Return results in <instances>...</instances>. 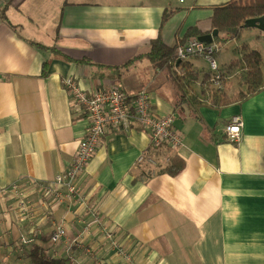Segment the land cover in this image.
Returning a JSON list of instances; mask_svg holds the SVG:
<instances>
[{
  "label": "crops",
  "instance_id": "0c3cea01",
  "mask_svg": "<svg viewBox=\"0 0 264 264\" xmlns=\"http://www.w3.org/2000/svg\"><path fill=\"white\" fill-rule=\"evenodd\" d=\"M230 1L0 0V188L16 184L26 193L24 206L9 194L0 200V264H30L34 246L67 264H124L97 226L84 232L90 206L131 253L130 264H264V88L242 103L219 109L203 104L191 115L185 108L174 112L171 88L161 79L150 93L152 103L160 115L176 114L182 147L153 150L157 165H138L150 137L133 123L128 131L101 137L76 180L79 197L51 185L72 162L87 126L84 109L72 102L62 79L74 77L86 93L104 80L95 85L97 68L52 58L45 48L117 66L159 33L166 46H175L197 28L212 44L213 8ZM165 10L174 14L159 31ZM263 34L249 27L238 40L220 44L216 57L222 50L232 56L218 66L239 59L244 45L261 55ZM202 61L187 59L206 73ZM131 71L146 86L157 73L147 60ZM226 82L229 95L243 90L235 74ZM193 91L200 93L199 83ZM233 116L243 122L238 143L225 136ZM174 156L183 168L158 174ZM58 225L66 236L52 243Z\"/></svg>",
  "mask_w": 264,
  "mask_h": 264
},
{
  "label": "trees",
  "instance_id": "16d2710c",
  "mask_svg": "<svg viewBox=\"0 0 264 264\" xmlns=\"http://www.w3.org/2000/svg\"><path fill=\"white\" fill-rule=\"evenodd\" d=\"M173 14V10L164 11L159 31L162 30V27ZM260 17H264V0H231L226 4L213 8V13L210 18V34L213 31H217L218 35L213 38V41L219 45L238 40L242 35V31L246 28L244 26L245 22ZM207 34L201 32L197 28H191L185 33L182 42L190 37H195L204 43H210V40H206ZM176 47L177 45L166 46L162 42L161 34L159 33L156 39L149 42L144 51L117 66L96 65L88 59L74 60L64 54H60L54 47L42 48L50 50L52 58H61L68 62H74L81 69L94 66L97 68L94 73L95 75H92L95 85L99 82L101 83L103 80L104 82L110 80L117 81L118 84L111 85L125 92L128 97L146 86L145 83L137 79V76L132 73L131 70L141 61L147 60L152 68L157 71L154 76V82L149 86L152 87L154 91L155 87L161 86V79L167 81L168 86L171 88L172 94L170 96V101L174 107L175 113L185 108L190 110L189 114L197 115L199 106L203 104L211 108L219 109L232 104L242 103L264 88L262 57L259 52L250 50L246 45L239 49L241 57L223 66L218 73L210 71L201 73L193 69L189 62L178 59ZM104 72L107 76H105ZM234 74L241 83L243 90L229 95L226 79ZM217 76L220 80H225L224 90L212 89V82H214ZM130 81L135 83L136 86H131L132 83L129 85ZM198 83L200 84V93L195 94L193 86H196ZM96 87L107 88L110 86L99 84ZM175 113L174 115L176 117ZM161 149L166 150L165 146L160 149L158 148V151ZM183 165V161L176 156L170 157L165 167L160 169L157 173L175 175L183 168ZM29 256L30 264H67L68 262L66 259L50 257L37 246L30 249Z\"/></svg>",
  "mask_w": 264,
  "mask_h": 264
},
{
  "label": "built area",
  "instance_id": "2783aa9c",
  "mask_svg": "<svg viewBox=\"0 0 264 264\" xmlns=\"http://www.w3.org/2000/svg\"><path fill=\"white\" fill-rule=\"evenodd\" d=\"M215 49L216 46L213 43L206 44L198 39H191L186 45L179 47L176 50V54L181 58L186 55H203L209 60L210 67L215 70L216 64L211 59ZM62 82L67 86L66 88L73 98L72 102L84 109L88 119V127L78 145L72 163L65 171L57 175L58 177L56 176V179L51 183L55 188L65 189L67 196L70 198L79 197L76 192V180L84 171L83 166L87 165L96 153L100 139L107 130L116 132L121 128L124 131H128L130 125L135 123L142 129L151 131L152 134L150 135L153 145L165 143L170 146H177L180 144L181 136L179 137L180 133H176L177 131L173 128V118L169 117L166 121H162V116L153 111L154 109L151 107L147 94L137 93L131 98L119 88L107 87L87 95L77 86L72 76L64 77ZM216 85H218L217 82ZM242 128L243 122L240 117L233 116L225 127L227 140L235 143L239 142ZM48 187L41 186L39 190L43 191L45 195L52 194ZM94 218L103 238L112 236L104 225L100 223L99 218L96 216ZM84 232H88L85 226ZM65 236L66 230L64 226L58 225L54 229L50 240L52 243H57ZM22 243L25 244L27 242L22 241ZM112 248L125 261H131L130 255L124 252V246H118L113 240Z\"/></svg>",
  "mask_w": 264,
  "mask_h": 264
},
{
  "label": "rangeland",
  "instance_id": "374dc122",
  "mask_svg": "<svg viewBox=\"0 0 264 264\" xmlns=\"http://www.w3.org/2000/svg\"><path fill=\"white\" fill-rule=\"evenodd\" d=\"M211 30V29H210ZM191 39H196L195 37H190V38H188L185 42H183V43H180V44H178L177 45V47H176V50L179 48V47H183L184 45H186V43L188 42V41H190ZM200 42H202L201 40H199ZM258 43H259V47H260V52H261V55H262V57H263V61H264V34H263V37L262 38H260V40L258 41ZM206 44H208V43H206ZM213 45H215L216 46V49L214 50V52H213V54L211 55V59L215 62V64H216V69L215 70H213L211 67H210V63H209V60L207 59V57H205V56H203V55H186V56H184V57H179V56H177L178 57V59L179 60H186L187 61V59L188 58H199V59H203V60H205L206 62H204V61H202L201 63H200V67H204L205 68V70L207 71V69H209L208 71H210V72H214V73H218L222 68H220L218 65H220L221 63V61L220 60H226V58H228V56H229V58H231V56H232V53L230 52V51H228V52H226L225 50H222V52H223V54H222V56H221V58L219 59L218 57H216V55H217V53L220 51V45L219 44H217V43H213ZM144 51V50H143ZM225 53V54H224ZM138 54V53H137ZM136 54V55H137ZM208 67V68H207ZM104 74H105V72H104ZM263 74H264V62H263ZM105 76H107V74H105ZM236 77V76H235ZM74 78V77H73ZM107 80V79H106ZM220 78L217 76L216 78H215V80H214V82H212V89H217V90H224V88H225V80L224 81H222V80H220ZM227 80V79H226ZM75 82H76V80H75ZM216 82L218 83V85H216ZM61 83H62V86L63 87H67L62 81H61ZM132 83V81H130L129 82V85ZM76 84H77V82H76ZM75 84V85H76ZM111 84H118L117 83V81H113V80H110V81H107V82H104L103 83V86H106V85H108V86H110L111 88H116V86H113V85H111ZM131 85H133V83L131 84ZM77 86H78V84H77ZM79 87V86H78ZM199 87H200V84H199ZM80 88V87H79ZM102 88V87H101ZM101 88H97L95 91H93V92H89V93H86L83 89H81L85 94H87V95H90V94H92V93H94V92H96V91H98V90H100ZM67 89V88H66ZM148 89V90H147ZM68 90V89H67ZM150 91V92H149ZM151 91H153V88L152 87H150L149 86V88H148V86H144V88L143 89H140L139 91H136V92H134V93H132L130 96L131 97H134L137 93H144V94H147V96H148V98L150 99V104H151V107H153L154 108V105H153V103H152V98H151V95H150V93H151ZM68 92H69V90H68ZM70 93V92H69ZM237 93V92H236ZM71 95V94H70ZM71 98H72V96H71ZM72 101H73V98H72ZM156 114H158L159 116H162V121H166L169 117H172L173 118V128H174V130L175 131H177L176 133H178L179 134V137L181 136V141H180V144L179 145H177V146H170V145H167V144H159V145H153V143H152V141H151V135L150 134H152L151 133V131L149 130V129H142L138 124H135L136 126L138 125L144 132H146L148 135H149V137H150V145H149V149H148V151H147V154L145 155V154H142V155H140V157H138L137 159H136V163L139 165V164H142V163H145V162H147L149 165H151V166H156L157 165V159L155 158V157H153V155L151 154V153H153L154 151L153 150H156V149H160V148H163V146H165V148L166 149H168V150H172V149H177V148H179V147H182L183 146V135H182V133L180 132V131H178L176 128H175V120H176V117H175V115H174V113H172V114H169V115H160L159 113H157V111L154 109L153 110ZM86 115V120H87V126H86V129H87V127H88V119H87V114H85ZM130 127H131V125H130ZM86 129H85V131H86ZM85 131H84V134H85ZM107 131H110V130H107ZM107 131H105L104 133H103V135L107 132ZM122 131H124V130H122L121 128H120V130L119 131H116V132H122ZM226 136V135H225ZM227 139V138H226ZM233 143H235V142H233ZM238 143V142H237ZM158 147V148H157ZM78 149V148H77ZM98 149V148H97ZM149 152V153H148ZM141 158V159H140ZM73 159H74V157H73ZM156 159V160H155ZM73 161V160H72ZM168 161L169 160H166V163H168ZM72 163V162H71ZM70 163V164H71ZM70 166V165H69ZM68 166V167H69ZM84 168L83 169H85V167H86V165L85 166H83ZM58 177V176H57ZM54 179H56V177L54 178ZM54 181V180H53ZM20 189H22V188H20L19 187V185H16V184H12V185H10L9 187H7L6 189H2V188H0V200H2V198L3 197H5V196H7V194H9V196L11 197L10 199H11V201H18V203H20L21 204V206H24L25 205V195L24 194H26L25 193V191L23 190V191H21ZM9 192V193H8ZM33 192V194H36V191L34 190V191H32ZM11 194V195H10ZM28 196L26 195V198H27ZM88 208V210H90V215H89V217L87 218V220L84 222V224H85V227H86V229H87V231H88V233L90 232V231H92V229L96 226V221H95V218H94V216H96L97 218H99V220H100V223H102L103 225H104V227L111 233V235L112 236H109V237H106V238H104V242H105V244L107 245V247H109V248H112V243H113V240L116 242V244L118 245V246H121V244L118 242V240L116 239V237H115V235H114V232L104 223V221H103V219L101 218V217H98V215L96 214V210H95V208L93 207V206H90V207H87ZM23 241V240H22ZM21 241V242H22ZM23 244V243H22ZM123 247V246H122ZM113 249V248H112ZM114 250V249H113ZM115 251V250H114ZM116 252V251H115ZM124 252H127V254L128 255H130V258L132 259V257H131V253L128 251V249L126 248V247H124ZM117 254V253H116ZM119 255V254H118ZM120 257H121V261L124 263V264H130L131 263V261L130 262H127V261H125L124 259H123V257L121 256V255H119Z\"/></svg>",
  "mask_w": 264,
  "mask_h": 264
},
{
  "label": "water",
  "instance_id": "95a60500",
  "mask_svg": "<svg viewBox=\"0 0 264 264\" xmlns=\"http://www.w3.org/2000/svg\"><path fill=\"white\" fill-rule=\"evenodd\" d=\"M246 28H249V27H256L258 28L260 31H263L264 32V17H260V18H257V19H251V20H248L245 22V25H244ZM218 35L217 31H213L211 33V36L210 38H215L216 36Z\"/></svg>",
  "mask_w": 264,
  "mask_h": 264
}]
</instances>
